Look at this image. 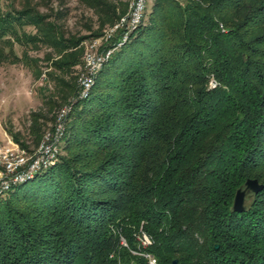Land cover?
I'll list each match as a JSON object with an SVG mask.
<instances>
[{
  "label": "trees",
  "instance_id": "trees-1",
  "mask_svg": "<svg viewBox=\"0 0 264 264\" xmlns=\"http://www.w3.org/2000/svg\"><path fill=\"white\" fill-rule=\"evenodd\" d=\"M151 6L70 116L67 155L0 199V264H264V187L233 210L264 186V0ZM47 17L0 0L6 54L46 42L76 65L81 39Z\"/></svg>",
  "mask_w": 264,
  "mask_h": 264
},
{
  "label": "rangeland",
  "instance_id": "rangeland-1",
  "mask_svg": "<svg viewBox=\"0 0 264 264\" xmlns=\"http://www.w3.org/2000/svg\"><path fill=\"white\" fill-rule=\"evenodd\" d=\"M104 1L116 11V18L107 17L106 4L97 9L81 0H1L5 11L35 7L48 16L47 21L57 25L60 35L81 39V45L74 51L80 62L59 69L57 63L66 52L60 47L46 42L35 46L14 41L15 52L23 57L19 61L6 54L10 46L0 40V142L9 143L27 157L37 150L44 136L53 131L58 115L66 108H69L68 126L70 116L82 100L78 93L79 77L85 71L84 56L93 50H102L107 33L130 11L133 0ZM152 4L150 0L149 9ZM20 33L35 34L37 28L27 25ZM67 153L63 145L61 155ZM128 264L135 262L131 260Z\"/></svg>",
  "mask_w": 264,
  "mask_h": 264
},
{
  "label": "built area",
  "instance_id": "built-area-1",
  "mask_svg": "<svg viewBox=\"0 0 264 264\" xmlns=\"http://www.w3.org/2000/svg\"><path fill=\"white\" fill-rule=\"evenodd\" d=\"M150 0H133L130 11L122 16L107 33L102 50H93L84 56L85 71L79 77V98H87L96 78L114 52L122 47L138 29L145 18ZM95 46L92 48L94 49ZM217 85L215 80L210 86ZM69 108L58 115L53 131H49L37 150L25 156L9 143L0 142V199L6 197L20 185L33 180L37 175L49 170L60 159L66 135ZM144 243H150L144 235ZM151 264L156 259L148 255Z\"/></svg>",
  "mask_w": 264,
  "mask_h": 264
},
{
  "label": "water",
  "instance_id": "water-1",
  "mask_svg": "<svg viewBox=\"0 0 264 264\" xmlns=\"http://www.w3.org/2000/svg\"><path fill=\"white\" fill-rule=\"evenodd\" d=\"M263 185L259 183L257 179L249 178L246 180L245 184L238 188L234 202L233 210L243 211L246 208V198L248 194L254 193L257 194L263 189ZM171 264H179L178 259H174Z\"/></svg>",
  "mask_w": 264,
  "mask_h": 264
},
{
  "label": "bare ground",
  "instance_id": "bare-ground-1",
  "mask_svg": "<svg viewBox=\"0 0 264 264\" xmlns=\"http://www.w3.org/2000/svg\"><path fill=\"white\" fill-rule=\"evenodd\" d=\"M94 84H95V83H94ZM93 86H94V85H93ZM93 86H92V87H93Z\"/></svg>",
  "mask_w": 264,
  "mask_h": 264
}]
</instances>
